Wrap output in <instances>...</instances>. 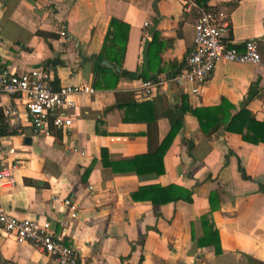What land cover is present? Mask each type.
I'll use <instances>...</instances> for the list:
<instances>
[{
    "label": "crops",
    "instance_id": "crops-1",
    "mask_svg": "<svg viewBox=\"0 0 264 264\" xmlns=\"http://www.w3.org/2000/svg\"><path fill=\"white\" fill-rule=\"evenodd\" d=\"M208 7L229 23L228 45L242 48L253 40L263 51L261 61L218 63L196 97L170 85L145 99L154 106L159 141L177 119L182 96L192 108L218 107L225 99L235 109L232 114L245 105L257 120L264 118V0H210ZM112 18L131 28L123 63L127 71L142 66L155 31L171 41L163 54L166 64L183 62L193 47L196 17L183 12L182 0H0V70L48 69L60 87L92 85L95 57ZM53 60L56 65L47 66ZM141 80L121 79L114 90L76 97L72 126L48 137L33 134L21 99L2 97L3 105L15 107L21 117L20 132L0 135V163L18 162L2 208L17 219L48 222L59 241L75 248L78 264H264V144L252 145L222 130L207 137L186 114L160 175L114 173L102 166V149L110 162L132 160L148 150L146 125L122 123L115 107L117 94L121 100L143 101ZM142 167L158 169V164ZM149 185L192 190V204L154 206L132 198ZM212 192L215 209L207 227L218 233L219 255L211 246H197ZM64 200L76 207L75 218ZM0 264L55 263L0 229Z\"/></svg>",
    "mask_w": 264,
    "mask_h": 264
},
{
    "label": "built area",
    "instance_id": "built-area-1",
    "mask_svg": "<svg viewBox=\"0 0 264 264\" xmlns=\"http://www.w3.org/2000/svg\"><path fill=\"white\" fill-rule=\"evenodd\" d=\"M183 12L197 10L194 23V44L188 51L184 68L171 78L155 77L141 80L138 88L140 99H150L168 86L180 89L183 94L196 97L218 63L259 64L261 57L255 41H247L242 48L228 45L230 25L223 14L215 9L199 8L193 0H182ZM65 36V33H62ZM48 69L14 74L9 68L0 70V128L1 117L7 122L8 132H20L21 117L13 106H4L2 97L19 98L23 101L30 127L35 135L48 137L52 130H66L72 126V118L78 109L75 98L93 96L96 90L88 84L64 86L54 90ZM66 112H72L67 114ZM13 153V150L9 152ZM17 160L10 164L0 163V229L17 241L27 242L38 251L53 259L55 264H78L74 247L66 246L50 231L48 222L39 223L29 219H17L1 205L3 191L14 186L13 170ZM58 202L57 198H52ZM71 217H76V207L68 200Z\"/></svg>",
    "mask_w": 264,
    "mask_h": 264
},
{
    "label": "trees",
    "instance_id": "trees-1",
    "mask_svg": "<svg viewBox=\"0 0 264 264\" xmlns=\"http://www.w3.org/2000/svg\"><path fill=\"white\" fill-rule=\"evenodd\" d=\"M199 8L207 10L210 0H193ZM190 14L198 18L197 10H192ZM130 26L120 20L112 18L108 25V30L104 38L102 49L95 57L92 87L95 90H114L117 88L121 79L129 80H153L158 75L164 74L167 78L176 75L184 68V61L176 66L172 63L166 64L163 59L164 52L171 44L169 40H162L157 31L153 32L151 42H149L146 51V58L142 66L136 71H127L123 68L125 55L127 52ZM260 57L263 55L261 47L258 46ZM185 60V59H184ZM54 90L61 87L56 79L52 83ZM120 95H116V105L122 123L124 124H144L146 125L145 137L147 138L148 150L145 154L135 156L132 160L124 162H110L106 150H101V164L104 168L110 169L114 173L135 172L137 175H144L148 171L160 175L163 173V158L172 144L174 138L179 134L182 128V118L184 115L193 116L199 123L201 131L207 137L218 130L237 134L242 141L259 145L264 144V118L259 121L251 114L245 105L232 114L234 107L225 99L221 101L220 106L213 108H192L188 104V99L182 96L180 105L177 109V119L173 123L168 134L159 141L154 106L151 101H138L134 99L121 100ZM249 99V97H248ZM247 99V100H248ZM1 114V113H0ZM2 127L0 135H15L14 132L7 131L6 121L1 117ZM53 132V130H52ZM158 164L157 168L143 169L142 166ZM142 167V168H141ZM246 179H250L244 174ZM210 194L211 211L201 216V223L204 225V236L197 241L198 248L213 247L214 253H222L219 236L215 228L208 229L211 221V212L215 209L213 205V196ZM135 201H147L154 206L177 203L179 201L188 205L192 204V190L178 185L161 187L159 185H149L140 187L132 194Z\"/></svg>",
    "mask_w": 264,
    "mask_h": 264
},
{
    "label": "water",
    "instance_id": "water-1",
    "mask_svg": "<svg viewBox=\"0 0 264 264\" xmlns=\"http://www.w3.org/2000/svg\"><path fill=\"white\" fill-rule=\"evenodd\" d=\"M56 60H53V61H51V62H49V63H47V66H55L56 65ZM25 144H29L30 142H31V140L29 139V138H27V139H25Z\"/></svg>",
    "mask_w": 264,
    "mask_h": 264
}]
</instances>
